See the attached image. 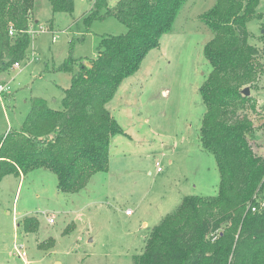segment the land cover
Returning a JSON list of instances; mask_svg holds the SVG:
<instances>
[{"label": "rangeland", "instance_id": "rangeland-1", "mask_svg": "<svg viewBox=\"0 0 264 264\" xmlns=\"http://www.w3.org/2000/svg\"><path fill=\"white\" fill-rule=\"evenodd\" d=\"M216 3L188 0L173 31L118 89L108 109L133 140L122 135L113 139L107 172L94 175L74 194L59 191L55 174L44 169L2 180L0 264H134L154 227L184 197L217 195L216 160L200 142L206 113L200 88L212 71L204 49L213 38L201 17ZM74 6L72 14L54 12L48 0H35L29 27L39 33L20 67L0 76L5 88L0 95V136L21 127L34 97L52 109L62 108L71 77L57 69L71 51L88 63L103 36L127 33L113 17L88 25L90 0H74ZM257 11L262 20L249 22L247 29L249 44L261 48L264 0ZM257 60L258 74L246 86L250 101L239 116L253 123L250 145L264 157V58ZM51 216L55 224L49 223ZM16 245L23 246L24 259Z\"/></svg>", "mask_w": 264, "mask_h": 264}, {"label": "trees", "instance_id": "trees-1", "mask_svg": "<svg viewBox=\"0 0 264 264\" xmlns=\"http://www.w3.org/2000/svg\"><path fill=\"white\" fill-rule=\"evenodd\" d=\"M48 1L54 12H74V0ZM90 1L88 25L113 17L127 33L103 36L88 63L71 51L57 69L71 77L62 108L34 97L21 127L0 136V183L44 169L55 174L59 191L74 194L107 172L113 139H130L108 105L173 31L188 0ZM260 2L217 0L201 17L213 38L204 49L212 71L200 88L206 106L200 142L216 160L218 193L184 197L154 227L134 264H264V157L250 145L253 123L239 116L250 101L243 91L258 74L257 58H264V34L262 47L252 46L247 29L249 22L262 20ZM34 5L35 0H0V76L27 58Z\"/></svg>", "mask_w": 264, "mask_h": 264}, {"label": "built area", "instance_id": "built-area-1", "mask_svg": "<svg viewBox=\"0 0 264 264\" xmlns=\"http://www.w3.org/2000/svg\"><path fill=\"white\" fill-rule=\"evenodd\" d=\"M28 33H29V35H30L31 38H32L34 35L38 34L39 32H34V27H29V31H28ZM10 34L13 35V30L10 31ZM55 39H56V38L54 37V40H55ZM14 67L19 68V67H20V64H15ZM4 91H5V88H4L3 86H0V95H1L2 93H4ZM159 171H160V170H159ZM253 210L255 211L256 209L253 208ZM127 215H131V212L128 211V212H127ZM48 221H49L50 224H54V223H55V218H54L53 216H51V217L49 218ZM15 248H16V251H17V254H18L19 258L24 259V258L26 257V253H25V251H24V249H23V246H18V245H16Z\"/></svg>", "mask_w": 264, "mask_h": 264}, {"label": "water", "instance_id": "water-1", "mask_svg": "<svg viewBox=\"0 0 264 264\" xmlns=\"http://www.w3.org/2000/svg\"><path fill=\"white\" fill-rule=\"evenodd\" d=\"M262 33L264 34V30L262 31ZM243 95L249 97L250 96V89L249 88H245L243 91Z\"/></svg>", "mask_w": 264, "mask_h": 264}, {"label": "crops", "instance_id": "crops-1", "mask_svg": "<svg viewBox=\"0 0 264 264\" xmlns=\"http://www.w3.org/2000/svg\"><path fill=\"white\" fill-rule=\"evenodd\" d=\"M36 22H37V21H36ZM128 136H129V135H128ZM129 137H130L131 140H133V138H132L131 136H129ZM128 216H131V215H128ZM132 216H133V215H132ZM55 223H56V220H55ZM55 223H54V224H55Z\"/></svg>", "mask_w": 264, "mask_h": 264}]
</instances>
